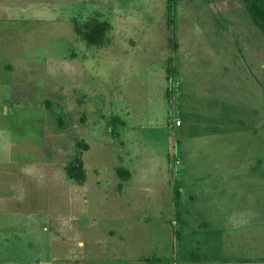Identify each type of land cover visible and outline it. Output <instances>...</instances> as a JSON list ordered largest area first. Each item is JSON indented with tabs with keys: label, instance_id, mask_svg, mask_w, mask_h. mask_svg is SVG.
Wrapping results in <instances>:
<instances>
[{
	"label": "rangeland",
	"instance_id": "rangeland-1",
	"mask_svg": "<svg viewBox=\"0 0 264 264\" xmlns=\"http://www.w3.org/2000/svg\"><path fill=\"white\" fill-rule=\"evenodd\" d=\"M88 18L107 44L75 33ZM166 18L0 0V264H264V36L240 0Z\"/></svg>",
	"mask_w": 264,
	"mask_h": 264
},
{
	"label": "trees",
	"instance_id": "trees-1",
	"mask_svg": "<svg viewBox=\"0 0 264 264\" xmlns=\"http://www.w3.org/2000/svg\"><path fill=\"white\" fill-rule=\"evenodd\" d=\"M245 12L247 13L251 22L258 28L264 36V0H240ZM176 0H165V9L167 10L166 24L169 29L173 24L175 17ZM81 26V27H80ZM75 27L74 31L87 45L101 46L108 42L106 35L110 25L105 20H98L96 18H88L83 24ZM176 47V42L172 43V49ZM66 177L76 183H81L84 180V170L82 162L76 158L74 162L67 163L63 167ZM116 173L122 177H127L128 171L116 169ZM179 192L176 186L173 187V201L176 203ZM159 258L146 259L139 264H162Z\"/></svg>",
	"mask_w": 264,
	"mask_h": 264
},
{
	"label": "built area",
	"instance_id": "built-area-1",
	"mask_svg": "<svg viewBox=\"0 0 264 264\" xmlns=\"http://www.w3.org/2000/svg\"><path fill=\"white\" fill-rule=\"evenodd\" d=\"M175 124H178V121H175Z\"/></svg>",
	"mask_w": 264,
	"mask_h": 264
}]
</instances>
